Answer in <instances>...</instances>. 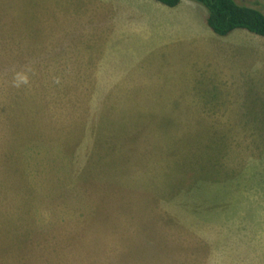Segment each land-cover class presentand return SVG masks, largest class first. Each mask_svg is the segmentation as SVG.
<instances>
[{
  "label": "rangeland",
  "instance_id": "1",
  "mask_svg": "<svg viewBox=\"0 0 264 264\" xmlns=\"http://www.w3.org/2000/svg\"><path fill=\"white\" fill-rule=\"evenodd\" d=\"M72 5L0 0V264H264V36L150 0L114 80Z\"/></svg>",
  "mask_w": 264,
  "mask_h": 264
},
{
  "label": "crops",
  "instance_id": "2",
  "mask_svg": "<svg viewBox=\"0 0 264 264\" xmlns=\"http://www.w3.org/2000/svg\"><path fill=\"white\" fill-rule=\"evenodd\" d=\"M82 1L86 4L90 2L91 5L94 6V8L92 9V11H90V13L85 14L83 17L80 15L78 16V20L80 22H83V24L86 23V20L89 18V16H92L93 18L97 16L95 14V10L97 8H100L102 12L103 10H105L104 16H109L108 19H104L103 18L104 16H101L102 17V19H100L101 21H99V23L96 25V28L99 30L97 33L100 34L102 40L105 41V44H100L101 45L100 50L95 51L93 53H95L101 59V64H100L101 69L99 73L100 74H114L115 73L116 77L115 78L111 77V79L119 80V76H117L119 75V61H120V58H123L119 54V36L124 38V34H131V33L140 34L142 36H150L152 32L154 33V31H156L155 30L156 23L150 21V11L139 8V6L142 4L147 5L150 0H126L125 2H119V0H82ZM68 3H69L70 10L73 9V21L76 22L77 15L75 13V10L77 7L72 5V4H75V0H68ZM119 4L124 6L123 10L133 9L132 11H134L136 13V16L139 18L136 24H134L132 20H130L129 23L122 24L120 35H119V21H118ZM256 6H259V4H257ZM153 13H155V10H153ZM234 31L233 33L239 32L245 35V31L243 30H238L236 32ZM67 37H68V41L71 39H74V37L69 36V35H67ZM245 37L247 36L245 35ZM257 39L258 38H255V37L248 38V40H257ZM237 46H239L243 50V54L241 58L246 57L247 53H249L252 49L256 50L257 48H261V45L257 46V44L252 43V41L237 42L235 43L234 48ZM81 49H84V46H82ZM76 53H77V50L75 48H69V55L71 57L76 55ZM256 57H258V59L261 61L263 60V56L261 52L257 51ZM103 66H105V68H103ZM241 70L242 68L239 69V71ZM224 76L227 79V81L232 84L231 79H230L232 78V75L231 76L224 75ZM237 76H239V79H240V83H241L240 86H242V84H245V81H246L245 74L243 75L240 74ZM249 78H251L250 75H249Z\"/></svg>",
  "mask_w": 264,
  "mask_h": 264
},
{
  "label": "trees",
  "instance_id": "3",
  "mask_svg": "<svg viewBox=\"0 0 264 264\" xmlns=\"http://www.w3.org/2000/svg\"><path fill=\"white\" fill-rule=\"evenodd\" d=\"M169 7L178 6L182 0H156ZM208 9L207 22L218 35H229L237 28L264 36V9L239 3L237 0H196ZM259 0V6H262ZM254 5V4H253Z\"/></svg>",
  "mask_w": 264,
  "mask_h": 264
}]
</instances>
